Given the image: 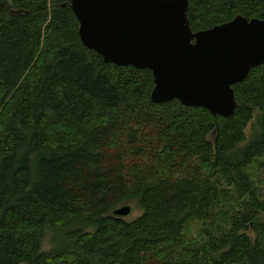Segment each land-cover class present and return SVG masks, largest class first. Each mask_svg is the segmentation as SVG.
I'll use <instances>...</instances> for the list:
<instances>
[{"label":"trees","instance_id":"16d2710c","mask_svg":"<svg viewBox=\"0 0 264 264\" xmlns=\"http://www.w3.org/2000/svg\"><path fill=\"white\" fill-rule=\"evenodd\" d=\"M238 16L264 0H190L195 32ZM154 87L84 46L71 0H0V264H264V65L233 118Z\"/></svg>","mask_w":264,"mask_h":264},{"label":"water","instance_id":"95a60500","mask_svg":"<svg viewBox=\"0 0 264 264\" xmlns=\"http://www.w3.org/2000/svg\"><path fill=\"white\" fill-rule=\"evenodd\" d=\"M79 35L105 63L150 70L155 104L178 100L233 118L234 86L264 65V21L238 16L195 32L190 0H71ZM131 206L114 211L127 218Z\"/></svg>","mask_w":264,"mask_h":264},{"label":"rangeland","instance_id":"374dc122","mask_svg":"<svg viewBox=\"0 0 264 264\" xmlns=\"http://www.w3.org/2000/svg\"><path fill=\"white\" fill-rule=\"evenodd\" d=\"M260 117V114L257 112L255 115L254 120L252 121V123L248 126V129L246 131V135L248 138V141H251L255 135L259 132V126H258V119ZM129 206H131L132 208V212L130 214V216H128L127 218H124L127 222H133L135 220H137L139 217L142 216V211L139 209L138 205L135 203L130 204ZM55 233L53 232H48L45 239H44V248L46 250H52L53 248V243H52V239L54 237ZM250 236H254L250 233Z\"/></svg>","mask_w":264,"mask_h":264}]
</instances>
